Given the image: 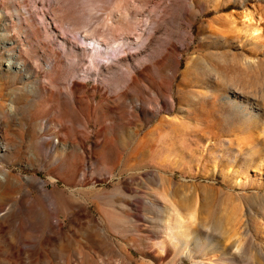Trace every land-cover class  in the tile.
<instances>
[{"label": "rangeland", "instance_id": "1", "mask_svg": "<svg viewBox=\"0 0 264 264\" xmlns=\"http://www.w3.org/2000/svg\"><path fill=\"white\" fill-rule=\"evenodd\" d=\"M112 1L0 0V264H264V0Z\"/></svg>", "mask_w": 264, "mask_h": 264}, {"label": "bare ground", "instance_id": "2", "mask_svg": "<svg viewBox=\"0 0 264 264\" xmlns=\"http://www.w3.org/2000/svg\"><path fill=\"white\" fill-rule=\"evenodd\" d=\"M144 1L145 0H138L140 4L144 3ZM111 4H112L111 5L112 12L110 14V19L115 24L107 23L106 25L108 26L107 27L108 30L106 29L107 31H104V32H101L100 27L95 28V29H88V28L86 29L90 37L85 36L84 38L86 39L89 38L92 40L93 45L92 47H90V51L92 53H96L97 51L104 50L102 47L107 48L110 43L112 44L113 41H116L118 38L120 39L121 35H124L123 38H128L129 32L131 31L136 32L135 31L137 29L136 19H137L138 14L136 10L137 8L135 10L131 8V0H113ZM252 15H253V12L251 10H249L248 14L245 15L247 22H248V24L246 23L248 25L246 31L254 35L262 31V26H261V23L257 21V19H255L254 16ZM63 17L72 19L74 20V22L80 20L78 16H76L73 13H68V12L64 13ZM102 25L104 24L102 23ZM92 53L90 55V59L94 61V56L92 55ZM50 67L52 70H56V71L59 70L58 69L59 67L55 61H51ZM130 78L135 80L136 76L131 75ZM71 89H72L71 94L74 97H76V92L79 90L77 85L74 83ZM175 218L176 219L173 223L170 224L167 222L165 227L169 231L168 233L171 235L172 238L179 237L182 240V244L187 245L188 247L189 239H190L189 238L190 232L189 230H187L189 228L188 220L185 219L178 211H177V215L175 216Z\"/></svg>", "mask_w": 264, "mask_h": 264}]
</instances>
